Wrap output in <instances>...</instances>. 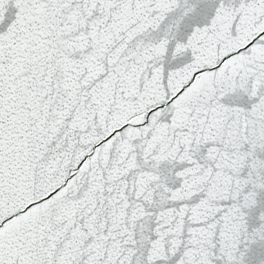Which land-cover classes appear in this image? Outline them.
<instances>
[{"label": "snow or ice", "instance_id": "6c2138e0", "mask_svg": "<svg viewBox=\"0 0 264 264\" xmlns=\"http://www.w3.org/2000/svg\"><path fill=\"white\" fill-rule=\"evenodd\" d=\"M0 264H264V0H0Z\"/></svg>", "mask_w": 264, "mask_h": 264}]
</instances>
